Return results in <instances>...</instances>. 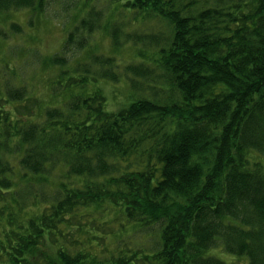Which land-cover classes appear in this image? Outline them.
I'll use <instances>...</instances> for the list:
<instances>
[{"label": "trees", "instance_id": "obj_1", "mask_svg": "<svg viewBox=\"0 0 264 264\" xmlns=\"http://www.w3.org/2000/svg\"><path fill=\"white\" fill-rule=\"evenodd\" d=\"M52 2L0 0V40L23 32L10 14L31 26ZM60 4L48 15L65 36L37 56L53 70L47 96L0 68V198L12 193L0 201L22 209L17 168L19 180L59 168L64 179L36 194L39 215L4 232L6 264H264V0ZM99 32L111 51L94 44ZM125 47L139 60L114 53ZM121 80L129 100L109 110L102 85ZM106 203L134 234L156 236L149 254L86 251L104 240Z\"/></svg>", "mask_w": 264, "mask_h": 264}, {"label": "rangeland", "instance_id": "obj_2", "mask_svg": "<svg viewBox=\"0 0 264 264\" xmlns=\"http://www.w3.org/2000/svg\"><path fill=\"white\" fill-rule=\"evenodd\" d=\"M69 1L71 0H54V2L50 4L51 11H47V15H44V17L34 20L31 26L26 25L29 13L21 12L12 17L10 14L8 17L20 24L23 32L19 36H8L7 41L3 39L0 40V68L11 67L15 69L19 80L24 82L27 81L29 85H34L31 93H33V97L38 99L47 96L48 90L46 84L49 78L53 76V70L40 71L41 66L38 63L39 58H37V56L41 57L53 53L65 36L64 30L61 28V21L63 20H57L54 18L53 14L48 15V12L52 13L56 8L60 9V3ZM96 1L98 5L109 10V7L105 5L107 4V0ZM3 22L4 21L0 18V28L5 31L7 27ZM68 24L70 25L71 23ZM6 32L7 31H5V34ZM94 44L96 46L99 44L98 46L104 52L111 51L108 37L101 32L96 33ZM126 47L114 51V53L119 55L122 60L130 62H133L132 60L138 61L139 59H136L135 55L137 54V50H141V48ZM33 51L36 52V56L33 54ZM102 86L108 101L109 110L116 111L126 105L131 90L128 88L125 81L121 80L115 85L104 84ZM9 159L13 160V156L11 155ZM16 172L17 174L14 177L16 178L15 182H17V186L13 191H15L22 209H18L16 206L12 208L8 206L6 202L0 201V210H3V221H0V240L3 239L4 232L11 234L12 225L16 226V223L27 222L26 219L39 215L42 208L41 205L43 204L40 202L41 197L38 198L36 194L44 191V193L49 196L56 190L59 182L64 181V179L61 178L63 171L60 168L52 171L51 176L46 179L30 176L28 179L29 182L27 179H17V176L20 175L18 168ZM10 195H12V193H5L1 196L0 200L6 197L9 198ZM46 195L44 194V197H46ZM13 205L14 204L11 206ZM102 209L104 211L99 213L101 216V220L99 221L101 233H98L96 230L92 231L97 232L98 235H102L104 240L103 242L100 241V247L95 250H90L87 245H85L86 251L96 253L100 260H108L112 259V256H116L121 250L127 255H133L134 253L141 255L142 253L149 254L154 249L156 244V236L154 234L146 232L134 234L130 226H126V222L122 220L123 218L116 208H112L106 203L102 205ZM14 211L16 213L12 216L11 221H5L4 218L8 217L7 213ZM92 213V210H88L86 217H91ZM86 219L87 218H84L83 221ZM121 223H124V226H122ZM76 237L82 241L88 240L85 237H79L77 234ZM210 253L219 255L226 261H231L232 259L225 253L221 254L218 249H211ZM0 264H6V259L1 254Z\"/></svg>", "mask_w": 264, "mask_h": 264}]
</instances>
